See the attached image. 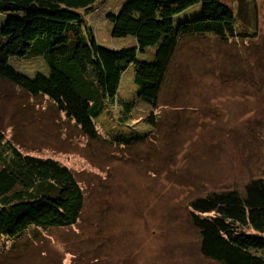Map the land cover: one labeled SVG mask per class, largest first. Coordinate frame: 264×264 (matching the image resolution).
I'll list each match as a JSON object with an SVG mask.
<instances>
[{
  "label": "rangeland",
  "instance_id": "rangeland-1",
  "mask_svg": "<svg viewBox=\"0 0 264 264\" xmlns=\"http://www.w3.org/2000/svg\"><path fill=\"white\" fill-rule=\"evenodd\" d=\"M124 1L103 0L85 15L98 44H135L130 36L110 35L107 15ZM222 1L236 13L237 0ZM244 2L250 13L239 28L252 35L179 42L153 110L161 115L154 128L147 105L124 121L107 106L93 119L98 137L88 139L49 99L0 79L5 137L23 153L66 165L83 191L71 226L0 234V264H221L201 254L188 201L242 190L264 173V0ZM200 14L196 3L174 22ZM153 51L149 46L138 58L149 60ZM10 60L30 78L43 69L40 58ZM132 68L121 80L125 98L134 94Z\"/></svg>",
  "mask_w": 264,
  "mask_h": 264
},
{
  "label": "trees",
  "instance_id": "trees-1",
  "mask_svg": "<svg viewBox=\"0 0 264 264\" xmlns=\"http://www.w3.org/2000/svg\"><path fill=\"white\" fill-rule=\"evenodd\" d=\"M102 1L0 0V79L49 99L88 139L98 137L93 119L107 106L118 108L124 121L138 105H147L148 126L158 125L161 115L153 110L184 37L210 34L228 41L256 32L240 29L250 13L244 0H237L236 13L222 0H126L107 15L110 35L130 36L135 44L109 48L97 43L85 17ZM196 3L200 15L174 22ZM149 46L152 58L140 60L137 54ZM11 58H40L43 69L30 78L8 64ZM129 67L135 89L125 98L119 90ZM82 199L70 168L51 157L23 153L0 129V234L71 226ZM188 203L203 256L221 264H264V173L242 190L210 191Z\"/></svg>",
  "mask_w": 264,
  "mask_h": 264
},
{
  "label": "crops",
  "instance_id": "crops-1",
  "mask_svg": "<svg viewBox=\"0 0 264 264\" xmlns=\"http://www.w3.org/2000/svg\"><path fill=\"white\" fill-rule=\"evenodd\" d=\"M116 110H118V112H119V109L118 108H116ZM120 113V112H119Z\"/></svg>",
  "mask_w": 264,
  "mask_h": 264
}]
</instances>
